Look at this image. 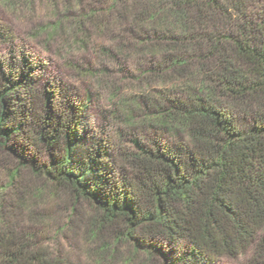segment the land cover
<instances>
[{"label": "trees", "instance_id": "1", "mask_svg": "<svg viewBox=\"0 0 264 264\" xmlns=\"http://www.w3.org/2000/svg\"><path fill=\"white\" fill-rule=\"evenodd\" d=\"M83 4L78 43L95 33L103 55L155 86L149 129L127 145L120 131L104 136L29 55L1 58L0 146L15 161L12 203L0 198V264H70L38 242L53 215L36 208L61 205L83 225L81 203L91 240L113 229L134 255L144 248L148 259L160 242L169 264H264V0H61L64 20ZM11 39L0 24V46Z\"/></svg>", "mask_w": 264, "mask_h": 264}, {"label": "rangeland", "instance_id": "2", "mask_svg": "<svg viewBox=\"0 0 264 264\" xmlns=\"http://www.w3.org/2000/svg\"><path fill=\"white\" fill-rule=\"evenodd\" d=\"M56 3L54 6L50 0H0V24L12 37L7 44L0 46V59L11 50L25 52L35 62L43 82L60 87L70 99L88 105L87 117L91 126L107 137L122 132L123 142L127 145L130 134L139 136L149 129L146 121L152 113L150 99L155 86L143 84L137 78L131 69L132 62L103 55L100 36L95 33L90 38H83L84 45L78 43L80 36L73 31L72 19L86 1L67 13V21L64 20L61 0ZM60 20V27L53 32ZM14 161L8 149L0 146V198L3 195L8 203H12L13 192L5 189L7 170ZM28 175L22 173L20 184L25 186ZM60 207L42 204L36 208V211L44 210L53 215L38 242L50 252L63 250L70 264H124L125 258L133 260L128 264H169L173 259L169 246L160 242L154 243L156 250L148 259L144 248H139L134 255V246L130 242H113V229L100 234L99 240H91L89 226L85 225L87 217L93 214L89 207L84 203L79 205L81 218L85 219L83 225L76 217L68 219ZM104 246H110V253L101 257L99 262L95 253ZM248 258L249 255L239 261L222 260L220 264H247Z\"/></svg>", "mask_w": 264, "mask_h": 264}]
</instances>
